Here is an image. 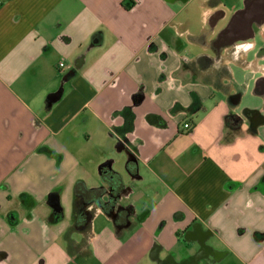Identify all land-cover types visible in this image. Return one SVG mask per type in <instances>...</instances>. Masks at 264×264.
<instances>
[{
	"label": "crops",
	"instance_id": "obj_1",
	"mask_svg": "<svg viewBox=\"0 0 264 264\" xmlns=\"http://www.w3.org/2000/svg\"><path fill=\"white\" fill-rule=\"evenodd\" d=\"M227 1L0 0V264H264V11L232 45Z\"/></svg>",
	"mask_w": 264,
	"mask_h": 264
},
{
	"label": "water",
	"instance_id": "obj_2",
	"mask_svg": "<svg viewBox=\"0 0 264 264\" xmlns=\"http://www.w3.org/2000/svg\"><path fill=\"white\" fill-rule=\"evenodd\" d=\"M256 10H258L259 12L264 11V1L263 0H256V1L249 0L248 2H246L244 9L237 11L233 15L227 28L222 32V36L224 38L230 39L231 44H235L238 41H246V40L252 39L254 37L253 25L257 17ZM262 22L264 23L263 16H262ZM109 165H110V162L105 163L104 165H102V168L109 166ZM122 184H123V181H122ZM107 186L110 187L112 194H115L116 190L119 187L118 184L112 182V179L108 180ZM48 205L56 213H59L62 210L59 197L56 194L49 195Z\"/></svg>",
	"mask_w": 264,
	"mask_h": 264
},
{
	"label": "trees",
	"instance_id": "obj_3",
	"mask_svg": "<svg viewBox=\"0 0 264 264\" xmlns=\"http://www.w3.org/2000/svg\"><path fill=\"white\" fill-rule=\"evenodd\" d=\"M135 162L133 161H129L128 162V171L133 174L135 172ZM103 169V168H102ZM112 182L116 183L119 185L118 189L116 190L115 194L116 196H119V194L121 192H123L124 190V186L122 184V180L120 175L112 173ZM104 193V188H98V189H86V187L84 186L83 183H79L77 184V186L75 187V200H74V214L75 217L78 220L79 223V219H83V210L85 205L91 200V201H98L100 200L102 194ZM87 206V205H86ZM87 214H85V217H87V221L90 220L92 218V214L89 212H86ZM62 217V215L59 213L57 216H53L52 220H60ZM83 221H86L85 219H83ZM79 225V224H78Z\"/></svg>",
	"mask_w": 264,
	"mask_h": 264
},
{
	"label": "rangeland",
	"instance_id": "obj_4",
	"mask_svg": "<svg viewBox=\"0 0 264 264\" xmlns=\"http://www.w3.org/2000/svg\"><path fill=\"white\" fill-rule=\"evenodd\" d=\"M230 6H231V3H230V0H229V1H227L226 7H225L226 10H229V12H230L229 14H231V8H230ZM254 40L256 42H258L259 44L264 45V34L261 33V32H259V31H257L256 37H255ZM115 158H118V155H115ZM149 259L150 258H148L147 262H145L144 264H149ZM82 260H83V257H79L78 258V264H83L82 263L83 262ZM218 264H231V261H229V259H227V260H224V261H222V262H220ZM235 264H238V263H235Z\"/></svg>",
	"mask_w": 264,
	"mask_h": 264
},
{
	"label": "flooded vegetation",
	"instance_id": "obj_5",
	"mask_svg": "<svg viewBox=\"0 0 264 264\" xmlns=\"http://www.w3.org/2000/svg\"><path fill=\"white\" fill-rule=\"evenodd\" d=\"M220 18H222V13H218L216 15V17L214 18V23L218 22ZM260 120H262V116L258 112H255L252 114V117H251L252 125L257 124V122H260Z\"/></svg>",
	"mask_w": 264,
	"mask_h": 264
},
{
	"label": "built area",
	"instance_id": "obj_6",
	"mask_svg": "<svg viewBox=\"0 0 264 264\" xmlns=\"http://www.w3.org/2000/svg\"><path fill=\"white\" fill-rule=\"evenodd\" d=\"M60 67H61V68L64 67V63H63V62L60 63ZM183 130H184V132H188V131H190V130H191V125H190L189 123H185V124L183 125Z\"/></svg>",
	"mask_w": 264,
	"mask_h": 264
}]
</instances>
